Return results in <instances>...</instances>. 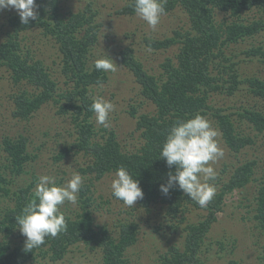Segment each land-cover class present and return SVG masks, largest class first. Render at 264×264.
<instances>
[{
	"label": "trees",
	"instance_id": "1",
	"mask_svg": "<svg viewBox=\"0 0 264 264\" xmlns=\"http://www.w3.org/2000/svg\"><path fill=\"white\" fill-rule=\"evenodd\" d=\"M63 1L36 0L38 16L27 25L20 22L16 11L7 12L0 22V78H7L13 84L12 116L17 120H29L51 103L56 116L73 124L75 142L62 145L54 157L63 160L72 150L83 151L85 159L80 172L86 175V181L78 193L74 214L60 210L67 223L66 231L55 238L46 237L44 245L26 252L24 243L13 239L21 234L16 217L34 198L37 180L29 175L33 154L29 151V133L19 132L16 136L5 133L0 142L8 160L0 166V264H28L42 256L54 261L65 257L71 247L80 243L101 251L98 264H129L126 252L137 243L140 223L124 220L113 229L98 222L97 214L113 213V209L104 207L102 196L96 199L93 189L95 180L115 173L121 166L139 180L144 192L135 209L144 208L150 213L160 206L171 223L178 218L185 223L184 248L171 246L160 254L155 264H203L212 244L209 232L223 209L225 195L234 190L244 194L254 184L258 195L254 216L264 231V169L260 174L256 158L241 161L227 179L222 178L220 192L203 208L206 213L197 221H188L187 217L192 206L201 207L178 185L167 195L160 190L167 183L169 173L175 171V165L169 168L160 151L176 121L197 113L205 116L217 124L225 143L237 153L249 147L254 138L234 116L245 118L248 127L252 125L264 135V111L250 107L229 111L227 101V106L212 102L214 93L233 101L238 91L246 89L264 99V79L253 75L241 78L239 72L242 63L253 62L255 56H261L264 61V43L240 52L236 50L239 43L253 39L264 30V0H167L165 13L179 9L188 21L159 37L155 34L145 37L146 45L152 50L174 49L176 60L173 56L165 58L159 73L150 72L133 47L125 46L119 51L122 64L138 82L137 94L143 99L138 105L130 106L136 120L135 129L130 132L133 138L130 144H123L115 129L98 127L90 110L93 99L98 97L95 87L109 79L108 73L94 68L95 60L91 58L101 23L97 22L95 1H88L84 10L69 11L64 9ZM124 1L126 5L117 12L135 15L134 0ZM45 37L58 44L63 84L54 76L47 60L38 55L46 54L42 48ZM27 40H33L37 46L36 54ZM147 104L153 108H145ZM99 135L103 139H98ZM66 182L59 178L57 183ZM219 241L222 250L224 243ZM259 256L264 264V253ZM228 264L241 263L231 259Z\"/></svg>",
	"mask_w": 264,
	"mask_h": 264
},
{
	"label": "rangeland",
	"instance_id": "2",
	"mask_svg": "<svg viewBox=\"0 0 264 264\" xmlns=\"http://www.w3.org/2000/svg\"><path fill=\"white\" fill-rule=\"evenodd\" d=\"M92 0H65L63 6L66 11L85 9V4ZM94 8L97 10V22L100 23V37L92 51L91 58L96 60L100 57H105L107 54L117 64L116 72H108V81L95 87V95L110 100L116 110L110 115L109 129H115L118 138L123 144H130L133 138L130 132L135 129L136 120L130 113L131 104L138 105L143 102V99L137 94L140 90L138 82L132 72L121 62L119 51L125 46H131L135 49L136 55L143 61L145 67L152 73L161 72V63L168 56H174V49L152 50L144 39L147 35H157L158 37L165 32H170L171 29L179 24L186 25L188 21L187 15L179 9L162 15L160 23L153 31L146 22L132 14H121L117 10L126 5L124 0H94ZM11 9L0 11V22ZM222 18V15L219 14ZM35 34H40L36 32ZM1 37V35H0ZM50 37V36H49ZM46 42L42 48L46 54H38L47 60V64L51 67L54 76L64 83V76L61 72V54L58 44L46 38ZM28 46L33 47V52L36 54L38 48L33 44V40H27ZM264 43V30L257 33L253 39H247L236 46L238 52L246 49L257 47ZM43 44V42H39ZM46 47V48H45ZM150 49V51H149ZM261 57V56H260ZM259 56L253 58V62H243L240 68L241 78L247 76H255L264 79V61ZM263 61V62H262ZM13 84L7 79L0 78V142L5 133L16 136L19 132L29 133L30 148L29 151L33 154L30 159L31 178H36L40 175H54L57 178H64L68 181L73 173H79L86 181V175L80 172V166L83 165V151L75 153L72 150L69 156L63 160H56L55 155L60 150L61 146L70 145L76 140L73 124L68 119L56 116L55 108L50 103L45 105L38 111L34 117L29 120H17L12 116V100L10 95L13 93ZM236 99L228 100L221 93L212 94L213 103L216 105H226V101L230 103L229 111H238L244 107L256 108L264 111V99L253 94L249 90L238 91ZM227 106V105H226ZM145 108H153L152 104H147ZM141 110H143L141 108ZM237 123L245 129L246 133L254 138V142L249 144V147L240 152H235L226 143L222 136L221 130L213 121L212 125L220 132L218 137L220 146L224 149V156L212 166L218 172V177L215 181H210L216 186V195L220 192L222 178L227 179L241 161L248 158H256L259 161L260 174L264 169V135H260V130L252 125L248 127L245 118L234 116ZM96 123V121H95ZM100 127V125H97ZM48 130V131H47ZM133 137L136 139L137 133ZM98 139H103L98 136ZM8 162L7 153L2 144L0 145V166L4 162ZM224 170V171H223ZM227 172L225 173V171ZM225 173V174H224ZM35 174V175H34ZM114 173L107 174L101 179L95 180L94 196L99 198L102 196V205L104 207L111 206L113 213L101 211L97 214V221L107 223L111 228H116L120 221L136 220L140 223L141 229L138 240L135 245L130 247L126 254L130 259L129 264H155L162 252H165L173 245H178L182 249L184 243V225L178 219L172 221L165 218L164 210L160 206L154 208L152 212L144 208H136L137 201L134 207H127L122 201H119L111 194V180ZM18 179V177L16 178ZM89 181V180H87ZM36 183V185H37ZM257 186L254 184L249 191L244 194L239 190H234L225 195V204L223 209L218 213V220L212 226L209 232L210 251L209 257L205 259L203 264H228L229 260L236 259L241 264H262L263 260L259 254L264 253V231L260 227L259 221L254 214L257 213L256 207ZM108 203H106V202ZM69 204V208L65 205ZM75 205L65 202L60 206L65 213L74 214ZM134 208V210H133ZM206 213L203 208L192 206L189 210L187 220L197 221L202 219ZM170 223L172 225H170ZM19 231H17L18 233ZM14 238L15 242L25 244V237L21 234ZM1 239V236H0ZM222 240L224 246L221 250L219 240ZM72 249L66 253V256L51 260L50 257H39L38 260L28 264H98L101 258L99 249H90L85 243L71 247Z\"/></svg>",
	"mask_w": 264,
	"mask_h": 264
},
{
	"label": "clouds",
	"instance_id": "3",
	"mask_svg": "<svg viewBox=\"0 0 264 264\" xmlns=\"http://www.w3.org/2000/svg\"><path fill=\"white\" fill-rule=\"evenodd\" d=\"M167 0H134V11L155 31L165 14ZM36 0H0V11L15 10L24 25L38 16ZM150 51V49H149ZM117 64L107 54L94 61V68L101 72H116ZM95 114L97 125L108 128L110 115L116 106L103 97H95L90 105ZM220 132L205 116L197 113L191 118L178 120L170 128L162 144L160 157L165 159L175 171L170 172L166 184L160 190L167 195L177 186L184 194L206 208L216 195L215 181L218 172L212 166L224 156L218 137ZM83 185V177L73 173L71 179L64 184H58L54 175H40L34 189V198L22 209V214L16 217L17 225L24 236V250L33 251L45 243L46 237L55 238L66 231L67 223L60 212V206L68 202L75 205L78 193ZM111 194L129 208L135 206L138 199H143L144 192L139 180L134 178L123 166L118 167L110 184Z\"/></svg>",
	"mask_w": 264,
	"mask_h": 264
}]
</instances>
